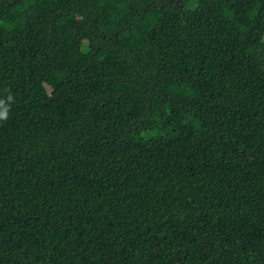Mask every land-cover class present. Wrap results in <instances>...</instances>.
Instances as JSON below:
<instances>
[{
	"label": "trees",
	"instance_id": "trees-1",
	"mask_svg": "<svg viewBox=\"0 0 264 264\" xmlns=\"http://www.w3.org/2000/svg\"><path fill=\"white\" fill-rule=\"evenodd\" d=\"M0 264H264V0H0Z\"/></svg>",
	"mask_w": 264,
	"mask_h": 264
},
{
	"label": "rangeland",
	"instance_id": "rangeland-1",
	"mask_svg": "<svg viewBox=\"0 0 264 264\" xmlns=\"http://www.w3.org/2000/svg\"><path fill=\"white\" fill-rule=\"evenodd\" d=\"M220 10H221V7L216 8V9L210 14L209 19H210V20L215 19V18L217 17V15H218V13H219ZM105 31H106L107 33L112 32V31H113L112 26H107L106 29H105ZM32 74H33V77H34L35 79H41V77H42V72L39 71V70H33V71H32ZM192 136H193L192 130H191L190 128H188V127L185 128L184 131L182 132V135H181V143H185V142H187L189 139L192 138ZM133 148H134V147H127V148H125V149L123 150V152H124V153H125V152H128V151H130V150L133 149Z\"/></svg>",
	"mask_w": 264,
	"mask_h": 264
}]
</instances>
